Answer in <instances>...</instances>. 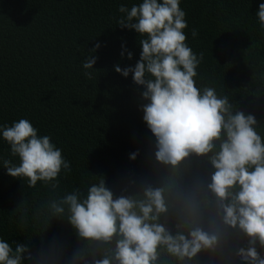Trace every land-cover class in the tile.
Returning <instances> with one entry per match:
<instances>
[{
	"label": "trees",
	"instance_id": "16d2710c",
	"mask_svg": "<svg viewBox=\"0 0 264 264\" xmlns=\"http://www.w3.org/2000/svg\"><path fill=\"white\" fill-rule=\"evenodd\" d=\"M138 0H0V124L30 120L39 135L50 136L69 161L55 181L13 178L0 167V239L13 251L26 246L22 264H93L114 248L80 238L69 224L62 199L80 198L103 179L114 198H142L146 187L164 189L168 211L159 223L172 234L180 216L195 206L200 226L219 224L215 197L207 190L213 171L206 157L190 154L176 165L155 158V138L142 120L143 88L113 70L134 66L140 47L134 31L117 26L120 4ZM264 0H181L188 27L186 42L203 53L201 85L226 96L233 112L252 114L264 138V29L255 12ZM195 29L197 36H191ZM91 79L81 65L94 44ZM133 53L120 56L121 44ZM135 159H130L132 153ZM16 163L0 140V160ZM55 185V186H54ZM64 208L55 213L52 204ZM247 238L226 228L217 248L201 250L184 264H243L236 255ZM264 258V247L256 245ZM156 264H179L163 248Z\"/></svg>",
	"mask_w": 264,
	"mask_h": 264
},
{
	"label": "clouds",
	"instance_id": "9594fccd",
	"mask_svg": "<svg viewBox=\"0 0 264 264\" xmlns=\"http://www.w3.org/2000/svg\"><path fill=\"white\" fill-rule=\"evenodd\" d=\"M181 0H138L130 7L120 4L117 26L134 31L140 47L134 66L113 70L143 88L140 98L142 120L155 138V158L176 165L190 154L206 157L213 169L207 190L215 197L216 216L213 231L200 226L197 208L184 212L176 224L175 234L159 223L168 211L164 189L146 187L142 198L120 195L114 198L103 179L87 187L80 198L73 190L62 199L68 206V222L76 234L85 240L111 244L114 248L93 264H156L158 249L163 248L179 264L191 260L201 250H215L224 229L238 230L247 238V247L238 248L236 255L243 264H264L256 245L264 247V138L257 129L252 114L236 110L226 96L218 95L213 86L198 83V68L204 57L186 42L188 27ZM260 29H264V2L255 12ZM195 38L197 32L191 30ZM82 62L83 75L91 79L94 53ZM120 56L131 60L133 53L121 44ZM26 118L11 125L0 124V140L17 161L0 160V167L13 178H26L29 186L37 181H55L62 170L71 171L69 161L50 136ZM132 153L130 159H135ZM55 186V185H54ZM55 213L64 208L52 204ZM24 245H11L0 239V264H22L27 258Z\"/></svg>",
	"mask_w": 264,
	"mask_h": 264
}]
</instances>
